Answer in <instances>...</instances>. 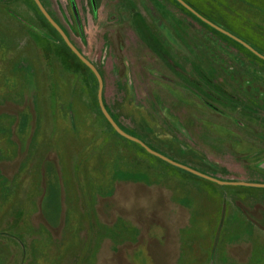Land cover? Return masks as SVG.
<instances>
[{
	"label": "rangeland",
	"instance_id": "374dc122",
	"mask_svg": "<svg viewBox=\"0 0 264 264\" xmlns=\"http://www.w3.org/2000/svg\"><path fill=\"white\" fill-rule=\"evenodd\" d=\"M185 1L264 54V0ZM42 2L123 129L264 183L263 59L177 0H96L100 20L75 0L86 44L71 0ZM98 89L30 0H0V264H264V188L151 157L111 129Z\"/></svg>",
	"mask_w": 264,
	"mask_h": 264
},
{
	"label": "water",
	"instance_id": "95a60500",
	"mask_svg": "<svg viewBox=\"0 0 264 264\" xmlns=\"http://www.w3.org/2000/svg\"><path fill=\"white\" fill-rule=\"evenodd\" d=\"M183 7H185L188 11H190L193 15H195L197 18H199L201 21L205 22L206 24L210 25L211 27L215 28L216 30H218L219 32L223 33L226 36H229L230 38H232L233 40H235L236 42H238L239 44H241L242 46H244L245 48H247L249 51H251L253 54H255L256 56H258L259 58L264 60V54L260 53L259 51H257L253 46H251L250 44H248L247 42H245L244 40H242L241 38L233 35L232 33H230L229 31L225 30L224 28L218 26L217 24H215L214 22H212L211 20H209L208 18H206L205 16H203L202 14H200L197 10H195L191 5H189L185 0H177ZM34 2L36 3V5L38 6L39 10L42 12V14L44 15V17L47 19V21L57 30V32L61 35V37L63 38L64 42L67 44V46L71 49V51L94 73V75L96 76L98 83H99V89H98V102H99V106L100 109L104 115V117L106 118V120L109 122V124L113 127V129L122 137L139 144L141 147H143L148 153H150L151 155L171 164L172 166H175L177 168H180L184 171H187L195 176H198L200 178H203L205 180L208 181H212L221 185H236V186H248V187H260V188H264V184H256V183H246V182H228V181H223V180H219L217 178H214L210 175H207L203 172H200L190 166L184 165L180 162H177L173 159H171L170 157L152 149L150 146H148L145 142H143L141 139L132 136L130 134H128L127 132H125L120 126L119 124L116 122V120L114 119V117L111 115V113L109 112V110L106 107L105 101H104V97H103V92H104V86H105V82H104V78L102 76V74L100 73V71L98 70V68L94 65V63L92 61H90L76 46L75 44L71 41V39L69 38V36L67 35V33L64 31V29L58 24V22L52 17V15L48 12V10L46 9V7L44 6V4L42 3L41 0H34ZM74 13L76 16V20L77 23L80 25V19L77 13V9L74 7Z\"/></svg>",
	"mask_w": 264,
	"mask_h": 264
},
{
	"label": "trees",
	"instance_id": "16d2710c",
	"mask_svg": "<svg viewBox=\"0 0 264 264\" xmlns=\"http://www.w3.org/2000/svg\"><path fill=\"white\" fill-rule=\"evenodd\" d=\"M31 2H32V4H33V6L35 7V9L37 10V12L41 15V17L46 21V23L51 27V29L53 30V32H55L56 33V35L58 36V38L62 41V43L66 46V48L70 51V53L75 57V59L78 61V62H80L91 74H92V76H93V78H94V80H95V82H96V85H97V88H98V86H99V83H98V80H97V78H96V76L94 75V73L71 51V49L67 46V44L64 42V40H63V38L61 37V35L57 32V30L47 21V19L44 17V15L42 14V12L39 10V8H38V6L36 5V3L34 2V0H30ZM178 3V2H177ZM92 4H93V9L94 10H97V3H96V1L95 0H92ZM179 4V6L181 7V8H183L185 11H187V12H189L191 15H193L190 11H188L185 7H183L180 3H178ZM71 5L73 6V7H75L76 5H75V1L74 0H71ZM48 10V9H47ZM49 12V11H48ZM194 17H196L195 15H193ZM199 19V18H198ZM209 19V18H208ZM200 20V19H199ZM209 20H211L212 22H214L212 19H209ZM205 27H207V28H209V29H211V30H213L214 32H217V33H219V34H222V36H225L226 38H228L229 39V37H227L226 35H224L223 33H221V32H219L218 30H216L215 28H213V27H211L210 25H208V24H206L205 22H203V21H200ZM76 23V22H75ZM215 23V22H214ZM216 24V23H215ZM66 33H67V31L66 30H64ZM76 31H77V33L79 34V36L81 37V39H82V41H83V43L84 44H86L87 43V39H86V35H85V32H84V28H83V26H82V24H78V23H76ZM67 35H68V33H67ZM69 36V35H68ZM69 38H70V36H69ZM229 40H231V39H229ZM231 41H233L234 43H237L238 45H240L242 48H245L244 46H242L241 44H239L238 42H236L235 40H231ZM245 49H247V48H245ZM248 50V49H247ZM82 52V51H81ZM251 54H252V52L251 51H249ZM253 55V54H252ZM255 56V55H254ZM258 57V56H257ZM95 66H96V64H94ZM97 67V66H96ZM98 68V67H97ZM98 70L100 71V69L98 68ZM100 73H101V71H100ZM102 74V73H101ZM129 83H130V86H132V80L131 79H129ZM97 101V100H96ZM97 104L99 105V103H98V101H97ZM108 109V108H107ZM110 112V111H109ZM103 115V114H102ZM112 115V114H111ZM113 116V115H112ZM104 117V116H103ZM114 117V116H113ZM104 119H105V117H104ZM114 119H115V117H114ZM106 120V119H105ZM116 120V119H115ZM107 121V120H106ZM108 122V121H107ZM116 122L118 123V121L116 120ZM108 124H109V122H108ZM119 124V123H118ZM110 125V124H109ZM119 126H120V124H119ZM110 127H111V129L112 130H114L113 128H112V126L110 125ZM121 127V126H120ZM122 128V127H121ZM123 129V128H122ZM125 132H127V133H129L128 131H126L125 129H123ZM115 131V130H114ZM151 131V130H150ZM130 135H132L131 133H129ZM134 136V135H133ZM135 137H137V136H135ZM137 138H139V137H137ZM139 139H141V138H139ZM142 140V139H141ZM143 141V140H142ZM181 144V143H180ZM135 145L139 148V149H141L143 152H146L148 155H150L151 157H153V158H155V159H157V160H159L160 162H164V163H166V164H168L167 162H165V161H163V160H161V159H159V158H157V157H154V156H152L151 154H149L143 147H141L139 144H137V143H135ZM182 145V144H181ZM148 146H150V145H148ZM151 147V146H150ZM182 147V146H181ZM180 147V148H181ZM152 148V147H151ZM152 149H154V148H152ZM155 150V149H154ZM182 150V149H181ZM157 151V150H156ZM173 151H174V153L176 154V156H178V155H181V151H180V149L176 146V148L175 149H173ZM159 152V151H158ZM160 153H162V152H160ZM184 153H186L185 152V150H184V152H183V154ZM162 154H164V153H162ZM164 155H166V154H164ZM166 156H168V155H166ZM168 157H170L171 159H173V160H175V161H177L176 159H174V158H172L171 156H168ZM177 162H180V163H182V164H184V165H187V164H185L184 163V161L182 160V159H180V161H177ZM172 168H176V167H174V166H172L171 164H169ZM188 166V165H187ZM185 172V171H184ZM186 173H188L187 171H186ZM124 251V250H123ZM123 251L120 253V254H122L123 253Z\"/></svg>",
	"mask_w": 264,
	"mask_h": 264
},
{
	"label": "crops",
	"instance_id": "0c3cea01",
	"mask_svg": "<svg viewBox=\"0 0 264 264\" xmlns=\"http://www.w3.org/2000/svg\"><path fill=\"white\" fill-rule=\"evenodd\" d=\"M42 1V0H41ZM75 1V0H74ZM96 1V0H95ZM43 3V2H42ZM97 3V2H96ZM45 6V5H44ZM47 9V8H46ZM104 10L105 9H101L100 7H98V5H97V10H94L93 9V18L94 19H98V20H100L101 19V17H105L106 15H105V12H104ZM104 12V13H103ZM76 46V45H75ZM77 47V46H76ZM79 50H80V48L79 47H77ZM81 51V50H80ZM195 169V168H194ZM208 175V174H207ZM211 176V175H210ZM212 177H214V176H212ZM214 178H216V177H214ZM217 179H219V178H217ZM219 180H223V179H219ZM207 181V180H206ZM223 181H228V182H245V181H234V180H223ZM212 182V181H211ZM215 183V182H214ZM246 183H256V182H246ZM218 184V183H217ZM261 184H264V183H261ZM219 185H221V184H219ZM223 186H231V187H238V186H236V185H223ZM124 253V252H123ZM116 255V254H115ZM117 255H121V254H118L117 253ZM118 264V263H117ZM121 264V263H120Z\"/></svg>",
	"mask_w": 264,
	"mask_h": 264
}]
</instances>
